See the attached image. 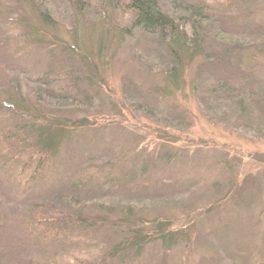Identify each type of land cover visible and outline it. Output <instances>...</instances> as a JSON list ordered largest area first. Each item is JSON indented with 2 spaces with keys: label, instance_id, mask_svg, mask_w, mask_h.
<instances>
[{
  "label": "rangeland",
  "instance_id": "1",
  "mask_svg": "<svg viewBox=\"0 0 264 264\" xmlns=\"http://www.w3.org/2000/svg\"><path fill=\"white\" fill-rule=\"evenodd\" d=\"M87 1L74 31L68 8L54 10L62 21L44 28L27 3L0 0V149L4 140L15 145L6 139L15 126L30 136L53 121L71 132L32 185L30 171L17 181L22 161L0 152V264H110L102 259L123 240L111 225L124 214L130 225L121 234L152 220L189 234L168 250L148 234L129 264H264V0H205L216 13L211 31L242 46L215 45L210 62L185 65L182 85L165 97L163 55L130 31L126 12L108 16L107 29L126 33L108 30L97 55L105 33L86 22L98 19L100 0ZM25 22L40 46L27 43ZM68 45L75 53L65 62ZM85 52L86 70L75 56ZM245 78L255 101L239 114L215 88ZM233 187L245 191L227 200ZM50 210L65 224L54 236L35 221ZM77 214L98 226L73 224Z\"/></svg>",
  "mask_w": 264,
  "mask_h": 264
},
{
  "label": "trees",
  "instance_id": "2",
  "mask_svg": "<svg viewBox=\"0 0 264 264\" xmlns=\"http://www.w3.org/2000/svg\"><path fill=\"white\" fill-rule=\"evenodd\" d=\"M15 2L27 3V5L33 9L35 15L32 14L36 18L39 26L44 28H52L53 24L62 21V19L61 21L57 19L55 22L56 14L53 12L54 10L61 7L64 9L68 8L70 11V18H72L74 22L71 23L73 25L71 30L74 29V31L75 24L80 21V14L87 11L88 6L92 5L87 0H15ZM98 5V10L94 8V13L96 11L98 19L91 23L86 22V25H93L92 27H97L101 33H105L103 36L104 39L100 37L97 44V55L101 56L104 53L112 37H120L126 33L124 29L118 32L107 29L105 23L108 22V16L114 13L120 14L119 12H126V21L130 31H138L142 39H145L149 44L148 49L150 51H152V49L157 50L163 55L162 57L160 56L162 58L160 75L163 76L164 88H160L161 90L159 89L163 97H165L164 94H168L169 91L178 89L182 83V71L185 65H188V63L196 59H200L201 66L207 65L210 59H212V56H215L214 52H216V50L213 49L215 45H222L224 48H231V46L235 44L238 46L241 45L240 43L232 41L229 36H224V38L222 35L219 36L218 33L211 31L212 27H215L216 21L212 20L210 24L208 19H211L216 13L209 8L205 0H191L189 2L183 0H100V2L97 3V6ZM209 26H211L210 29L208 28ZM23 29L24 36L27 38V43L30 46L35 44L40 46L42 44V41L34 33L33 25L25 22ZM108 30H110V33H113L112 37H110ZM114 33L116 35H114ZM72 35H74L73 32ZM106 36H109L107 40H105ZM117 39L118 38H114L113 41ZM149 41L153 44L149 43ZM218 42L221 44H218ZM254 49L250 52H253ZM64 51L66 55L64 60L67 62L68 59H72V55L75 53L74 48L68 45ZM257 51L261 50H255V52ZM237 55L240 54L237 52ZM75 56L76 59L81 62L83 68L85 70L88 69V66L91 65L90 55L85 52L81 55L75 54ZM47 57L49 60L51 56L47 54ZM103 58L105 61L106 58ZM51 65L52 62L49 60V66ZM66 68L69 71V73L66 71V75L68 79H70L71 86H75L76 79H74V73L72 72L74 69L72 70L70 66H66ZM51 70H53V68H49V71ZM196 78L198 79V75ZM247 81V78H245L244 82H239L242 86L247 87L246 92L239 89L241 88L240 84L236 86L234 83L236 87H239L235 88L234 85L231 84V81L227 84H220L215 88L216 94L225 95L227 103L232 102L233 106L231 107L237 108L239 114H246L251 104L255 101L253 100L252 88H248L249 85ZM196 84L197 82L194 85ZM44 125V127H39L37 129L33 127V132L30 134L31 137L15 126L13 130L9 132L11 136L6 138L15 143V145L8 146L5 140L3 142V147L0 149V152L4 153V155L9 153V155L12 156L13 154V158L22 161L17 179L18 182L24 180L27 171H30L26 179V184L32 185L35 182L36 176L38 180L45 169V165L51 158L57 155L59 149L66 148L65 143L69 135H71L69 127L64 124L53 123V121H46ZM5 166H7L6 163L3 167ZM140 169L141 172L144 171L143 166ZM233 188L235 190H229V197H227V200L236 197L239 190L241 192L245 191V189ZM127 210V214L132 213L130 208ZM58 214L59 213H56L55 210L42 211L38 214V220L35 221L44 234L54 236L56 232L63 230L65 224H59L58 222H63L64 220L60 221ZM121 221L122 222L119 221L111 225V228L118 231L123 240L108 249L102 259V263L129 264L128 260L130 259H128V255L130 253L131 257L140 258V256L143 255L142 252L148 245L147 241L151 240V238L147 236L148 234L156 236L159 245L166 250L172 248L174 245L176 246L182 242H186L187 239H189L187 231L175 230V232L168 233L167 231L170 230L168 223H157L155 222L156 220L138 222L135 228L129 229L127 227V230H124V234H121L120 228L123 223H126L128 226L130 225L129 218L126 217V214L123 215ZM148 223L150 225L149 227L146 226ZM73 224L80 227H84L83 225H85L86 231H90L91 227L98 226L97 223L94 225L91 222H87V220L81 219L80 214L74 216ZM132 260L137 262L134 259Z\"/></svg>",
  "mask_w": 264,
  "mask_h": 264
}]
</instances>
